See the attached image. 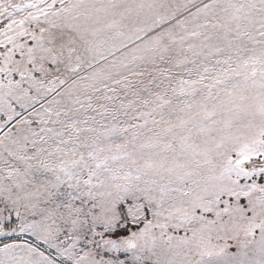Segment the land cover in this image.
Wrapping results in <instances>:
<instances>
[{
    "label": "snow or ice",
    "instance_id": "1",
    "mask_svg": "<svg viewBox=\"0 0 264 264\" xmlns=\"http://www.w3.org/2000/svg\"><path fill=\"white\" fill-rule=\"evenodd\" d=\"M0 264H264V0H0Z\"/></svg>",
    "mask_w": 264,
    "mask_h": 264
}]
</instances>
